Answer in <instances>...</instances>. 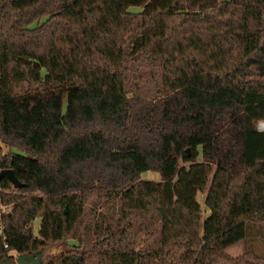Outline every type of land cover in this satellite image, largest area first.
Instances as JSON below:
<instances>
[{"label": "trees", "instance_id": "obj_1", "mask_svg": "<svg viewBox=\"0 0 264 264\" xmlns=\"http://www.w3.org/2000/svg\"><path fill=\"white\" fill-rule=\"evenodd\" d=\"M259 121L264 0H0V264L245 263Z\"/></svg>", "mask_w": 264, "mask_h": 264}, {"label": "rangeland", "instance_id": "obj_2", "mask_svg": "<svg viewBox=\"0 0 264 264\" xmlns=\"http://www.w3.org/2000/svg\"><path fill=\"white\" fill-rule=\"evenodd\" d=\"M137 11V9H136ZM256 127L260 130L264 129V121H259L256 125ZM0 147L2 149L3 152H6L8 149L4 146V144L2 142H0ZM198 160H201V157L197 158ZM183 163L182 161H180V164ZM188 162H186L187 164ZM141 178H145V179H152V180H160V174L156 171L153 170H148V171H144L141 174ZM203 199H204V193H198L197 194V200L199 201L200 205H201V209H202V219H204L208 214H209V210L206 209V207L204 206L203 203ZM11 206H0V210L2 213H6L10 210ZM39 227V218H36L33 221V231L35 232V234L37 233ZM258 227H260L259 225H256L252 232H248V234L245 236V238H243L241 241L233 244L232 246L228 247L225 252L226 254H228L231 257H237L243 253H248L251 252L252 255H256L259 256V259H255L250 253H248V257L245 263L243 264H264V230L261 229L258 231ZM232 247V248H231ZM231 248V249H230ZM62 249V247L60 245H53L50 246L49 248L46 249L45 253H44V263L47 260V258L54 253L59 252ZM229 249V250H228ZM14 255V257H16V253H12ZM217 264H234V263H230L224 260H220L219 262H217Z\"/></svg>", "mask_w": 264, "mask_h": 264}, {"label": "water", "instance_id": "obj_3", "mask_svg": "<svg viewBox=\"0 0 264 264\" xmlns=\"http://www.w3.org/2000/svg\"><path fill=\"white\" fill-rule=\"evenodd\" d=\"M186 152L188 155L190 154L188 148H186ZM1 177H5L13 185L14 188L23 187V183L19 181V179L16 177L14 173V170L11 168L1 169L0 178ZM46 249L47 248H44L30 254L27 253L18 254L15 257V261L17 264H44V253Z\"/></svg>", "mask_w": 264, "mask_h": 264}, {"label": "built area", "instance_id": "obj_4", "mask_svg": "<svg viewBox=\"0 0 264 264\" xmlns=\"http://www.w3.org/2000/svg\"><path fill=\"white\" fill-rule=\"evenodd\" d=\"M0 237H2L3 240H5V236L3 233V226L1 225V223H0ZM3 245H4V247H7L6 243H4Z\"/></svg>", "mask_w": 264, "mask_h": 264}, {"label": "crops", "instance_id": "obj_5", "mask_svg": "<svg viewBox=\"0 0 264 264\" xmlns=\"http://www.w3.org/2000/svg\"><path fill=\"white\" fill-rule=\"evenodd\" d=\"M231 248H232V247H231ZM231 248H230V249H231ZM228 250H229V249H228Z\"/></svg>", "mask_w": 264, "mask_h": 264}]
</instances>
